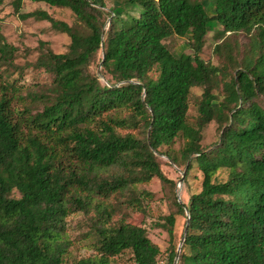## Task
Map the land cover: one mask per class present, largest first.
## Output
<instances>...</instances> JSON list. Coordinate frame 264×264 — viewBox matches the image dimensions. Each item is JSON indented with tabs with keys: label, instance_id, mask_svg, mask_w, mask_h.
I'll use <instances>...</instances> for the list:
<instances>
[{
	"label": "trees",
	"instance_id": "1",
	"mask_svg": "<svg viewBox=\"0 0 264 264\" xmlns=\"http://www.w3.org/2000/svg\"><path fill=\"white\" fill-rule=\"evenodd\" d=\"M24 1H11L20 20L47 22L69 44L55 54L40 42L27 66L48 81L26 85L17 49L0 34V68L13 69L0 73V264H63L66 219L78 213L93 254L73 264L124 254L158 264L146 229L113 216L143 212L138 185L175 186L161 156L185 177L201 175L200 191L176 202L189 217L177 264H264V0H208L212 15L205 0H27L70 11L71 26L45 11L20 13ZM210 22L222 28L217 66L201 58ZM172 36L190 53L172 54ZM210 123L216 141L203 147ZM176 140L183 146L173 151ZM163 220L173 264L175 217Z\"/></svg>",
	"mask_w": 264,
	"mask_h": 264
},
{
	"label": "rangeland",
	"instance_id": "2",
	"mask_svg": "<svg viewBox=\"0 0 264 264\" xmlns=\"http://www.w3.org/2000/svg\"><path fill=\"white\" fill-rule=\"evenodd\" d=\"M11 1L0 7V34L4 36L5 41L17 49L15 54L14 63L17 67L23 69V79L20 83L32 84V83H45L48 81V76L40 71L34 70L27 65L34 63L38 56V46L40 42L46 44V47L55 54H63L67 51L69 39L66 35L53 31L47 22L37 21L34 18L26 20H20L14 13L11 7ZM112 4L107 3L110 8ZM208 15L213 14V9L208 0L204 2ZM34 11H45L53 19L61 21L71 26L74 25L76 20L73 14L65 9L50 8L44 3H34L25 0L22 5L20 13L28 14ZM222 28L215 22H210L208 25V35L205 40L201 58L214 66H217V60L213 55L214 46L219 43L216 38V33L221 31ZM189 37V35L187 36ZM170 52L176 56L181 54H189L190 50L185 38H178L172 36L164 41ZM101 53L98 58L100 59ZM7 67H1L0 73L12 72ZM93 73H96L101 77L100 68L97 66L92 68ZM16 78V76H14ZM101 82L104 84L105 79L101 78ZM192 97L190 101V120L195 117V109L193 103L196 98L199 97L200 91L194 89L192 91ZM216 141V125L214 123L208 124L203 131V147H210ZM183 146L182 140H176L171 149L178 151ZM165 150V149H162ZM161 162V169L167 179L172 181L175 186L170 184H162L158 180H152L149 183L136 186L137 194H140L143 202V212L137 210H125L117 212L113 219L125 220L129 223L143 226L146 229L147 235L150 240L155 243L160 251L161 255L158 259V264H166L167 249L169 246L168 236L164 229H161L158 225L164 223L163 218L174 215V235L175 244L179 246L186 224V218L177 214V203H187L188 198L200 191L201 175L196 169H192L188 172L187 176L181 169L175 167L164 156L159 157ZM183 177L182 182L181 179ZM226 174L220 172L218 174V181H224ZM13 196L18 198L19 195L14 192ZM115 202V201H114ZM88 217L81 213L69 216L66 219V236L69 240V249L65 257L63 258V264H73L75 261L91 256L93 251L90 249V240L86 238V234L89 231ZM114 264H131L128 254H124L122 257L116 259Z\"/></svg>",
	"mask_w": 264,
	"mask_h": 264
},
{
	"label": "water",
	"instance_id": "3",
	"mask_svg": "<svg viewBox=\"0 0 264 264\" xmlns=\"http://www.w3.org/2000/svg\"><path fill=\"white\" fill-rule=\"evenodd\" d=\"M182 180H183V177H182V179H181L180 182H182ZM186 216H187L186 217V225H185V228H184L183 237H182V240H181V242H180V244H179V246L177 248L176 257H175V260H174V263L173 264H177V260H178V256H179V251H180V248H181L182 243L184 241L185 235L187 233V224H188V219H189L188 213H186Z\"/></svg>",
	"mask_w": 264,
	"mask_h": 264
}]
</instances>
